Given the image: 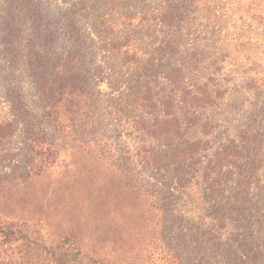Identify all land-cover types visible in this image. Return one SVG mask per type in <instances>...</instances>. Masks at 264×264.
<instances>
[{
  "label": "trees",
  "instance_id": "obj_1",
  "mask_svg": "<svg viewBox=\"0 0 264 264\" xmlns=\"http://www.w3.org/2000/svg\"><path fill=\"white\" fill-rule=\"evenodd\" d=\"M234 3L233 15L248 18L250 29L253 24L264 26V0ZM224 6V0H75L63 11L65 33L58 34L63 38L42 31L35 22L37 35L28 38L23 49L42 120L51 124L54 134L37 131L26 123V107L15 113L17 121L28 126L25 142L34 172H42L59 153L54 141L65 145L67 141L89 152L85 143L94 142V127L103 119L102 107L107 106L105 118H114L116 123L128 120L143 137L137 159L151 170L172 168L179 184L186 185L187 176L196 169V157L213 149L210 140H194L192 136L199 131L211 134L212 124L205 120L204 112L224 98V91L216 89V77L229 56L223 54L229 47L223 33L228 28L227 17L218 15ZM8 10L19 16L22 26V17L29 13L27 6L9 5ZM120 20L140 29L134 34L140 37L139 42L149 40L148 51L136 46L130 37L116 36ZM96 23L97 38L108 39V52L122 55L123 65L131 68L128 77L114 82L110 79L111 88L119 94L106 101L98 97L96 86L109 75L99 77L88 69L97 59L98 43L86 28L93 29ZM142 31L146 33L141 35ZM250 36L246 41L237 38L235 47L245 63L238 67L254 98L243 129L211 151L206 171L210 185L205 194L211 203L208 215L179 218L173 203L164 204L162 193H153L160 204L153 209L163 212L166 229H181L178 244L166 250L171 264H264L262 249L256 243L244 241L236 247L224 240L231 226L245 225L252 218L253 191L264 193V94L260 84L264 79V52L260 49L264 47ZM78 101L85 109L76 120L70 113ZM136 111L141 118L131 116ZM79 141L85 142L83 147L76 144ZM32 235L19 222H0V247L19 250L1 251L0 264H114L84 251L75 234L60 238L56 244Z\"/></svg>",
  "mask_w": 264,
  "mask_h": 264
},
{
  "label": "rangeland",
  "instance_id": "obj_2",
  "mask_svg": "<svg viewBox=\"0 0 264 264\" xmlns=\"http://www.w3.org/2000/svg\"><path fill=\"white\" fill-rule=\"evenodd\" d=\"M74 1L0 0V125L5 126L0 128V222H19L35 238L48 244H56L60 238L75 234L84 251L114 264H171L166 250L178 244L181 229H166L163 212L153 209L157 204L160 206L153 193L161 192L164 204L173 203L179 218L208 215L211 203L205 194L210 185L206 171L212 158L211 151L234 139L243 129L254 98L238 67L243 59L238 57L241 53L235 47L236 39L242 37L246 41L251 35L253 41L264 47V26L258 28L253 24L250 29L248 18L241 20V15H233L236 0H224L223 12L218 15L227 17L228 28L223 33L229 47L223 54L229 56L221 74L216 77L219 79L216 89L224 91V98L217 107L204 112L205 120L212 124L211 134L206 136L199 131L192 136L194 140H210L213 149L196 157V169L187 176L186 185L179 184L172 168L157 171L144 166L145 163L136 157L143 137L135 133L130 121L116 123L114 118H105L107 106L102 107L103 119L97 128L94 127V142H84L89 152L67 141L65 145L52 140L59 153L42 172H34L30 162L32 156L25 142L28 126L22 120L17 121L15 113L20 107H26V123L32 128L48 135L54 134V130L51 124L42 120V109L23 47L28 38L36 37L38 28L56 35L64 34L63 11ZM18 4L29 9L27 17H22V26L19 16L8 10L9 5ZM35 22L38 28H35ZM123 23L124 20L118 22L116 36L130 37L136 46H143V51H148L149 40L139 42L140 37L134 34V30L140 29H135L134 23L132 26ZM93 25V29L86 28V31L93 33L91 37L98 43V56L88 69L92 74L99 73V77H103V73L109 75L96 86L100 92L98 97L106 101L119 94L111 88L110 79L114 82L128 77L131 68L123 65L122 55L108 52V39H98L99 25ZM145 33L142 31L141 35ZM58 37L63 38V35ZM260 51L262 53L264 49ZM260 84L264 94V79ZM122 87L124 89V85ZM77 103L79 105H71V113L69 109L72 119L80 118V110L85 109L83 102ZM110 111L115 110L111 108ZM131 116L141 118L137 111ZM84 143L76 144L83 147ZM253 195L252 218L245 225L231 226L224 234V240L232 241L236 247L244 241L254 242L264 255V193L257 189ZM1 251L19 250L0 247V254Z\"/></svg>",
  "mask_w": 264,
  "mask_h": 264
}]
</instances>
